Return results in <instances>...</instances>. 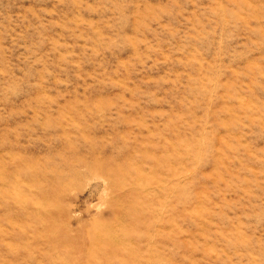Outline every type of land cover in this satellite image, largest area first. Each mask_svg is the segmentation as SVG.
<instances>
[{
    "label": "rangeland",
    "instance_id": "374dc122",
    "mask_svg": "<svg viewBox=\"0 0 264 264\" xmlns=\"http://www.w3.org/2000/svg\"><path fill=\"white\" fill-rule=\"evenodd\" d=\"M0 264H264V0H0Z\"/></svg>",
    "mask_w": 264,
    "mask_h": 264
}]
</instances>
